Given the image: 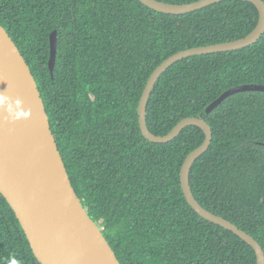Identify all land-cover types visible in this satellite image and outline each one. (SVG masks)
<instances>
[{"label":"trees","instance_id":"16d2710c","mask_svg":"<svg viewBox=\"0 0 264 264\" xmlns=\"http://www.w3.org/2000/svg\"><path fill=\"white\" fill-rule=\"evenodd\" d=\"M258 15L244 0L182 14L139 0H0V23L37 81L71 182L121 264H256L251 245L201 217L183 193V162L204 131L189 125L171 141L151 142L141 133L138 104L164 59L243 37ZM250 83L264 84V34L237 50L174 62L156 82L146 117L159 135L185 117L209 122L213 138L191 167L192 191L264 249V92L235 93L206 113L224 91ZM13 260L40 264L0 193V264Z\"/></svg>","mask_w":264,"mask_h":264},{"label":"water","instance_id":"95a60500","mask_svg":"<svg viewBox=\"0 0 264 264\" xmlns=\"http://www.w3.org/2000/svg\"><path fill=\"white\" fill-rule=\"evenodd\" d=\"M147 7L168 14L191 12L224 0H196L170 3L162 0H139ZM252 2L258 9L256 26L245 36L209 45L191 47L164 59L148 78L138 104V122L142 135L151 142H168L189 125L205 134L202 144L183 162L180 180L191 207L203 218L238 235L251 245L256 264H264V249L249 233L229 219L206 209L196 199L190 185L194 162L209 148L213 132L202 116L181 119L167 134L153 133L147 125V106L159 77L174 62L192 55L237 50L257 42L264 34V0ZM57 30L50 35L49 68L56 64ZM0 23V94L23 101L20 120H6L0 109V193L18 218L40 264H121L112 246L79 198L67 171L51 129L49 115L37 81L24 55ZM244 91H263L264 84L250 83L231 87L206 108L209 114L227 97ZM264 145V142H260Z\"/></svg>","mask_w":264,"mask_h":264},{"label":"clouds","instance_id":"9594fccd","mask_svg":"<svg viewBox=\"0 0 264 264\" xmlns=\"http://www.w3.org/2000/svg\"><path fill=\"white\" fill-rule=\"evenodd\" d=\"M0 109H4L7 112L5 116L6 120L11 118L12 120H20L24 112L23 101L20 99L12 100L11 97L4 94H0ZM12 264H17L15 260L12 261Z\"/></svg>","mask_w":264,"mask_h":264}]
</instances>
